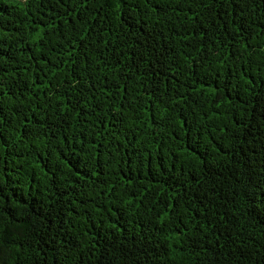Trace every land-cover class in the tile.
I'll list each match as a JSON object with an SVG mask.
<instances>
[{"label": "trees", "instance_id": "16d2710c", "mask_svg": "<svg viewBox=\"0 0 264 264\" xmlns=\"http://www.w3.org/2000/svg\"><path fill=\"white\" fill-rule=\"evenodd\" d=\"M0 264H264V0H0Z\"/></svg>", "mask_w": 264, "mask_h": 264}]
</instances>
